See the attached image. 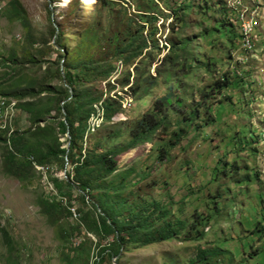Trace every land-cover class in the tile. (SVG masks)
Wrapping results in <instances>:
<instances>
[{"label": "rangeland", "instance_id": "1", "mask_svg": "<svg viewBox=\"0 0 264 264\" xmlns=\"http://www.w3.org/2000/svg\"><path fill=\"white\" fill-rule=\"evenodd\" d=\"M236 1H226L235 19L247 15ZM242 1L257 34L244 31L241 47L224 0H0V264H190L203 254L193 264H264V0ZM226 70L239 85H215ZM169 92L182 107L168 128L130 148L137 123ZM122 96L104 119V103ZM99 98L78 138L82 173L93 175L86 201L78 186L76 201L58 204L55 178L66 186L74 175L68 153L33 166L24 155L69 150L64 103L85 117ZM180 113L191 118L176 140Z\"/></svg>", "mask_w": 264, "mask_h": 264}, {"label": "trees", "instance_id": "2", "mask_svg": "<svg viewBox=\"0 0 264 264\" xmlns=\"http://www.w3.org/2000/svg\"><path fill=\"white\" fill-rule=\"evenodd\" d=\"M223 8H224V12H225V15H224L225 21L227 23L231 24L232 26H235V28H236V32H237L236 45H238V40H239V38L242 37V35L237 31L236 19L233 16H230L234 12V10L232 8H229L225 1L223 3V6H222V9ZM180 9L186 10L185 8H180ZM234 42H235V40H234ZM111 71L112 70L108 71L107 74L111 73ZM234 71H236V73H237L238 68H236ZM218 72L222 76L224 75V77L222 78V80L216 81L215 85H217L219 87L221 85L226 86V87H232L233 85H239V80L236 78L237 75L236 76L234 75L235 72H234V74H232L230 70L218 71ZM230 75H232L231 80L233 82H231L228 78ZM64 79H65L66 83L68 84L69 88H74L75 76L72 73L70 67L67 65L65 66V69H64ZM151 81L154 82V79ZM169 88L171 89L172 86H170ZM126 94H127V97L130 96V93H128V92H126ZM148 94L149 93H147L142 98H140V97H137V98H139V99L147 98L148 99V97H149V96H147ZM68 96H69V94H68ZM74 97L75 96H73V98ZM127 97L123 98V96H122L121 98H123V99L120 100V102L115 101L112 98L109 99V102L106 101L103 105V117H104V119H106L107 121L111 120L113 115L117 114L116 111L118 110V107L120 109L121 104H124V100L127 101ZM100 98H101V96H100ZM100 98L98 100H96L98 102H96V103L93 102L91 104V109L89 110V112L86 113L85 117H83L82 114L78 111L79 109H77V108L73 109L72 108V104L70 102L71 100L64 103L63 109L65 111V116H64L65 119L63 121L59 122V126H60V130L63 133V135L65 133H68L70 135V137H69V150H67V148H62L60 145H58L57 149L54 151L49 149L46 153H42V152L34 149L31 151L28 150L30 154L27 153L26 155H24V156H26L24 158L26 160H24V161H26L30 165L32 164L31 166H33V161H37V163L39 162V164H42L44 162V160L47 158V154L54 155L55 157L61 156L62 162L64 163L65 162L64 156L68 153L66 156L68 157V159H71V162H72L71 167H73V165H74V168H73L74 169V171H73L74 175L71 176V174L69 172L68 178L70 180L66 181L67 182L66 186H65L66 183L63 184V181H60L59 179L55 178V180H54L55 186L58 189L57 197H59L61 199L58 201V204L63 203L62 200L64 201V199L66 200L67 203H68V201L70 203L72 201H76L77 197L73 198V196H71L69 194V192L73 191L72 190L73 188H79V187L81 189L80 190L81 194L79 195V197H81L83 199V201H86L85 200L86 199L85 193H89L90 184L93 182V175L92 174L88 175V173H85V174L82 173V169H85L88 166L89 162L87 160V157H88L87 154L83 155V146L80 145L81 143H79L78 140L80 139L79 138L80 136L83 138L85 136V133H87V131L91 129V127L89 126V123L87 125V121L89 122V119L92 116H96L98 109L96 108L95 105L98 103L103 104V102L100 101ZM171 98H175V96H174V94L169 92V94H166L164 97H162L159 100L158 103H156L155 110L153 111L152 114H148L146 117L141 119L140 123L139 122L137 123L136 128L132 132V136H131L132 140L129 144L130 148H134V147H136L140 144H143V143H148L151 140L153 134L156 131L157 132L159 131V130H155L159 125H161L162 128L167 125L168 115L172 111L175 112L173 106L178 105L175 102L173 103L171 101ZM181 101H183V100H181ZM114 103L116 105H114ZM93 105H94V107H93ZM178 107H182V105H178ZM80 111H82V108H80ZM195 111H198V110H191L190 112L195 114ZM180 115H181V117H178V120L176 121V128H177V130H175V134L177 137L176 140H178L180 138V136H182L184 134V132H186L185 129L183 128V126L181 125V123L186 122L191 118L189 113H180ZM76 123L78 124L77 127L75 126ZM165 128H168V126ZM10 137L12 138V143H13V146H14L16 153H19L21 155L26 153L25 150L18 147V145H17L18 140H15V139L20 137L18 134V131H13L12 135ZM174 142L175 141H172V144ZM77 146H80L82 148V150L80 152H77V150H76ZM35 154H38V155L35 156ZM9 156H10V158H9L10 161H13L15 156L17 157L15 152H12ZM99 156L100 155H97V157H99ZM102 157H103L104 161L106 162V164H108L110 162V160H107L106 156H102ZM30 158H32L33 160H31ZM22 165H25V164L22 163ZM110 167H112V166H108V167H106V169L109 170ZM111 169H113V168H111ZM114 171H115V168L111 172H114ZM94 178L99 179L98 177H94ZM52 198L55 199V197H52ZM74 205H75V203L71 204L69 211L72 207H74ZM77 211H78V209H77ZM70 214H71V212H70ZM106 223H104V225ZM109 229H111L110 226H109ZM107 232L109 233L110 230H107ZM128 235L132 236L133 233L129 232ZM200 235L201 234H199V236ZM122 240L123 239L120 236L117 237V242L115 243V245L117 246V250L114 251L115 253L119 252V250L121 249V246L123 243ZM151 241L152 240H145V244H147V245L151 244L152 243ZM203 258H204V254L198 255V257L195 260L193 259V263L199 262ZM193 263H190V264H193Z\"/></svg>", "mask_w": 264, "mask_h": 264}, {"label": "built area", "instance_id": "3", "mask_svg": "<svg viewBox=\"0 0 264 264\" xmlns=\"http://www.w3.org/2000/svg\"><path fill=\"white\" fill-rule=\"evenodd\" d=\"M236 2H238V7L247 8V15L241 16L240 18H236V19L242 20V31H241L242 32V39H240L241 47H242L243 45H245V43L243 42L244 31H252L253 32L252 27H251V18H252L251 7H250V5H244L242 0H237ZM254 34H257V33L253 32V36H254ZM258 41H259L258 37H257V40L253 39V41H252L253 49L257 48ZM2 113L3 112H0V127H2ZM30 159L33 160L32 158H30Z\"/></svg>", "mask_w": 264, "mask_h": 264}, {"label": "bare ground", "instance_id": "4", "mask_svg": "<svg viewBox=\"0 0 264 264\" xmlns=\"http://www.w3.org/2000/svg\"><path fill=\"white\" fill-rule=\"evenodd\" d=\"M96 1L97 0H86V3H88L89 5L90 4H93V3H96ZM246 33H247V31H246ZM244 36H246V35H244ZM248 47H244V49H247ZM3 99V98H2ZM1 98H0V112H2V109L3 108H5L6 107V101L3 99L2 100ZM2 117H3V115H2ZM39 165V164H38ZM44 168H45V166L43 165L42 167H41V169L42 170H44ZM77 217V216H76Z\"/></svg>", "mask_w": 264, "mask_h": 264}, {"label": "clouds", "instance_id": "5", "mask_svg": "<svg viewBox=\"0 0 264 264\" xmlns=\"http://www.w3.org/2000/svg\"><path fill=\"white\" fill-rule=\"evenodd\" d=\"M225 2L227 1V0H224ZM260 8H261V6H260ZM261 23H264V21H263V19H261ZM237 31H238V29H237ZM259 32H261V28L259 27ZM261 42H262V40H261ZM262 44V43H261ZM260 44V45H261ZM259 48V41H258V43H257V49ZM236 69V68H235ZM234 69V70H235Z\"/></svg>", "mask_w": 264, "mask_h": 264}]
</instances>
